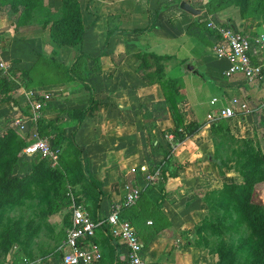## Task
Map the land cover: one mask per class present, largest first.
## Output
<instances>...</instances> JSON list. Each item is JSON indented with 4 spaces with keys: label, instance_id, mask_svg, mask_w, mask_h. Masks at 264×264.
<instances>
[{
    "label": "crops",
    "instance_id": "0c3cea01",
    "mask_svg": "<svg viewBox=\"0 0 264 264\" xmlns=\"http://www.w3.org/2000/svg\"><path fill=\"white\" fill-rule=\"evenodd\" d=\"M180 1L199 13L183 11ZM79 11L83 33L78 46H55L43 38L34 52L22 42L30 39H20L18 46L10 39L7 54L25 47L20 58H10L11 66L30 76V66L38 62L43 79L47 74L53 79L51 84L42 81L39 90L51 96L46 102L56 105V113L41 118L54 120L61 136L72 134L85 174L101 191L97 216L121 202L125 186L137 187L138 199L120 211L141 241L148 264H215L213 251L194 246L196 228L207 221L223 185L221 176L229 170L221 165L218 141L209 139L208 132L221 120L218 109L231 106L235 116L224 120L228 133L239 142H257L263 153L264 115L258 106L264 83L246 81L239 74L224 76L226 61L213 54L214 37L204 24L215 19L255 38L264 33V15H240L237 6L220 0H80ZM79 51L90 57L80 58L69 75L64 66ZM144 52L160 58L156 75L155 63L140 65L137 54ZM250 57L263 62L264 46L252 45ZM141 74L157 79L148 83ZM166 78L177 89L182 122L199 124L193 135L180 141L174 137L171 111L159 84ZM85 105L76 121L73 112ZM155 171L156 178L147 180ZM94 241L101 250L95 264H125L124 247L102 228Z\"/></svg>",
    "mask_w": 264,
    "mask_h": 264
},
{
    "label": "rangeland",
    "instance_id": "374dc122",
    "mask_svg": "<svg viewBox=\"0 0 264 264\" xmlns=\"http://www.w3.org/2000/svg\"><path fill=\"white\" fill-rule=\"evenodd\" d=\"M29 1L25 5L18 4L17 10L11 12L10 0H5V4L0 0V60L6 64V73L13 69L10 58H20L25 51L23 47L18 48L17 53L7 54L9 40L18 46L20 39H30L22 42L28 50L36 52L38 43L43 38L49 39L48 26L64 13L61 0ZM30 67L31 75L24 77L28 79V85H24L18 75L15 87L9 91L18 106L10 102L0 103V137L7 142L5 150L0 152V264H10L11 261L23 264V258L37 264H61L60 244L68 223V207L75 202L79 192L88 188L87 177L83 174L81 156L66 142L68 136L59 134L61 128L54 120L40 119L43 115L56 113V105L52 102H45L39 112L40 120L35 124L27 122L24 129L13 124L15 117L29 115L22 99L26 92L39 90L42 81L47 84L53 81L50 74L43 79L38 73V62ZM3 72L0 70V74ZM214 128L208 132V137L218 141L217 157L224 169L229 170L227 176H221L223 185L215 197L217 201L209 207L207 221L196 228L194 246L213 251L217 260L232 251L227 264H264V229L257 230L249 224L244 205L222 195L228 183L244 182L250 183L254 189L250 191V197L255 191V200H264V152L259 150L257 142L246 144L230 135L223 119ZM34 133L57 148L54 161L24 154L23 148L33 139ZM57 136L61 139L57 140ZM231 145H235L234 148ZM20 178L23 179L21 183L14 181ZM14 187L20 190L16 199H2L1 192L10 193ZM87 203L90 201L79 204L87 208Z\"/></svg>",
    "mask_w": 264,
    "mask_h": 264
},
{
    "label": "built area",
    "instance_id": "2783aa9c",
    "mask_svg": "<svg viewBox=\"0 0 264 264\" xmlns=\"http://www.w3.org/2000/svg\"><path fill=\"white\" fill-rule=\"evenodd\" d=\"M204 27L209 30L213 37L212 52L220 59L226 61V67L223 70L224 76L232 74L241 75L246 81H255L264 83V61L253 62L250 57L251 46L257 44L264 46V33L255 38L243 34L231 25L220 22L215 19H208ZM6 64L0 60V70L6 73ZM48 94L40 90H28L25 94L23 104L28 108L29 115L25 118L15 117L13 124L19 129H24L27 122L35 124L40 117ZM214 101V99H212ZM258 112L264 115V99L258 106ZM235 116L231 106H223L218 109L216 117L229 120ZM212 116L207 115L210 121ZM57 148H51L46 138L38 137L33 134V139L28 142L23 152L27 156L37 155L48 160L57 158ZM157 176V171L146 175L147 180H153ZM125 193L118 204H113L104 216H97L91 219L88 213L80 204L71 202L69 205L68 225L65 228L64 238L60 244L61 264H95L101 258V250L94 241L95 232L103 229L111 239L118 242L125 249V255L122 261L125 264H148L143 256L142 243L139 240L135 230L130 222L120 217V209L132 204L138 197L139 188L125 186ZM23 264H37L23 258Z\"/></svg>",
    "mask_w": 264,
    "mask_h": 264
},
{
    "label": "trees",
    "instance_id": "16d2710c",
    "mask_svg": "<svg viewBox=\"0 0 264 264\" xmlns=\"http://www.w3.org/2000/svg\"><path fill=\"white\" fill-rule=\"evenodd\" d=\"M5 0H2L4 2ZM233 3L235 6L238 7V11L240 15L245 14V13H250V14H262L264 15V0H220L221 3ZM30 1L29 0H10V11L15 12L17 10V5L18 4H28ZM61 6L62 9L64 10V13L57 19L53 20L51 24L48 26V38L49 40L53 43L55 46H78L79 43L81 42V35L83 33V25L81 21V15L79 11V3L77 0H61ZM12 7V8H11ZM108 35V34H107ZM2 47V46H1ZM82 57H90L87 54H83L82 52H77L74 55V59L71 62L70 65L64 66V71L66 73H70V70L73 69L77 63L78 60ZM137 58L140 60V65L146 67V61L150 64L155 63L156 68L154 70V75L158 73L161 70L162 65L158 64V59L156 56L152 53H138ZM28 74V71L26 70H16V69H11L7 73H1L0 74V103L3 102H10L15 106H18V104L15 102V100L9 95V91L15 87L16 83L15 79L18 75H20V81L24 85H28V79L25 80V76ZM71 75V74H69ZM153 75V76H154ZM142 78L146 80L148 83H152L153 81H156V76L155 78L151 79L146 75H142ZM74 78V76H72ZM155 79V80H154ZM18 81V80H16ZM161 89H163L164 93V99L168 102L169 106L168 108L171 111V117H172V122H173V133L174 137L176 140H182L185 137L193 135L199 124L195 123L194 121H187V122H182L181 114L179 113L176 104V95H177V89L173 84V81L171 79H165L163 82H159ZM92 100L88 101V104ZM25 105V104H24ZM87 106H82L75 110L73 113H76V121H79V119L82 117L83 113L85 112ZM42 119V118H40ZM38 119V121L40 120ZM180 128V130H178ZM57 140H60V136L56 137ZM69 145L79 153V149L75 146L72 140V134L68 136L67 141ZM7 146V142L5 138L0 137V152L4 151ZM51 148L52 145H49ZM37 156V155H33ZM39 157V156H38ZM41 158V157H39ZM45 159V158H41ZM84 176L87 177V185L88 188L86 190H82L83 192H79V194L76 195L75 203L79 204L80 202H85L86 200L90 201V204L87 203V208L85 206L83 209L88 213L89 217L91 219H95L97 217V207H98V200L100 196V189L98 187V184H96L93 180H91L85 172H83ZM174 175L173 173L167 174V176H172ZM160 177L161 181H164L165 175L160 172ZM245 177V175L243 176ZM244 179V178H243ZM14 181L21 183L23 179H14ZM252 185L250 183H228L226 187L224 188V192L222 195L231 197L234 201H236L239 205H244L246 207L245 215L246 218L249 222V224L254 227L257 230L264 229V200L254 198L255 191L253 192L252 197H250V191H252ZM227 192V194L225 193ZM20 193V190L17 187H14L10 193H3L1 192V197L5 201H11L16 199L18 194ZM140 195V192L138 194V197ZM137 197V199H138ZM160 198V197H159ZM136 199V200H137ZM161 199V198H160ZM160 199L157 201V204H159ZM80 201V202H79ZM120 217L124 218L121 215L120 211ZM125 219V218H124ZM69 222V221H68ZM68 225V223H67ZM67 227V226H66ZM64 237V236H63ZM109 237V236H108ZM231 253H233L231 251ZM230 252L224 253L221 258H219L215 264H227V261L230 260L231 256ZM101 259V258H100ZM99 261V260H98ZM97 261V262H98ZM96 262V263H97ZM10 264H15L14 261H11Z\"/></svg>",
    "mask_w": 264,
    "mask_h": 264
},
{
    "label": "water",
    "instance_id": "95a60500",
    "mask_svg": "<svg viewBox=\"0 0 264 264\" xmlns=\"http://www.w3.org/2000/svg\"><path fill=\"white\" fill-rule=\"evenodd\" d=\"M179 8L182 9L183 11L191 14V15H196L199 13L198 9H194L193 7H191L187 2L185 1H180L179 2ZM188 69H191V65H187Z\"/></svg>",
    "mask_w": 264,
    "mask_h": 264
}]
</instances>
